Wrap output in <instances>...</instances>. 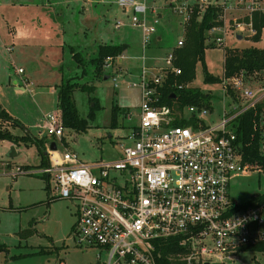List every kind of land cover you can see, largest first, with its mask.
<instances>
[{
	"label": "built area",
	"instance_id": "obj_1",
	"mask_svg": "<svg viewBox=\"0 0 264 264\" xmlns=\"http://www.w3.org/2000/svg\"><path fill=\"white\" fill-rule=\"evenodd\" d=\"M117 3L131 13L130 23L141 27L143 45H148L155 27L145 20L146 3ZM169 6L183 29L193 17L214 9L206 41L224 48L229 36L252 37L257 31L254 13L264 14V0H169ZM123 23L116 20V26ZM182 42L183 37L177 45ZM121 56L107 55L103 67L112 66ZM174 57L171 51L168 65L149 66L155 69L152 74H147V65L142 67L139 121L118 141L121 152L116 158L80 160L77 152L63 146L60 110L43 115L45 134L43 130L38 134L49 137L47 164L35 171L53 179L58 191L54 197L76 201L73 237L79 245L95 247L97 259L104 253L99 264H157L154 242L160 238H178L181 250L171 257L184 264L222 263L243 245L264 240V197L237 207L240 203L232 201L228 191L236 171L251 169L237 140L236 117L258 103L263 104L258 148L264 155V81L255 78L258 74L264 78V73L241 69L226 76L223 71V89L232 102L225 104L220 119L204 123L206 107L187 104L177 109L161 101L167 68L181 72L172 63ZM252 78L258 81L255 85L250 83ZM176 118L186 123L174 124ZM51 141L55 148L50 147Z\"/></svg>",
	"mask_w": 264,
	"mask_h": 264
},
{
	"label": "rangeland",
	"instance_id": "obj_2",
	"mask_svg": "<svg viewBox=\"0 0 264 264\" xmlns=\"http://www.w3.org/2000/svg\"><path fill=\"white\" fill-rule=\"evenodd\" d=\"M136 1L146 3L145 20L155 27L145 47L141 27L130 23L131 13L117 0H0V105L19 121L6 124L11 133L41 137L38 132L43 130V115L59 110L58 84L71 79L91 87L72 92L77 111L87 118L88 127L83 131L64 127L63 146L84 161L120 155L118 141L139 121L142 67L147 65V74H152L155 69L149 66L168 65L167 54L184 36L179 18L165 0ZM118 19L124 22L120 26H116ZM108 43L125 44L123 56L98 74L90 59L97 54L99 44ZM251 44L262 46L264 41L246 36L226 40L230 46ZM77 51L82 64L73 56ZM223 56V46L207 45V69L222 76ZM24 77L28 80L23 81ZM257 82L250 80L252 85ZM20 83L23 89L16 88ZM190 84L209 94L204 123L220 119L225 104L232 102L222 82H205L198 63ZM12 145L15 155L10 156ZM40 160L33 142L15 144L8 137L0 138V243L4 244L0 245V264H58L60 260L63 264L101 263L104 253L97 259L95 247L75 241L76 201L54 197L58 191L53 179L35 171ZM228 191L230 199L239 203L263 192L264 170L236 171ZM221 264H264V251L238 250Z\"/></svg>",
	"mask_w": 264,
	"mask_h": 264
},
{
	"label": "trees",
	"instance_id": "obj_3",
	"mask_svg": "<svg viewBox=\"0 0 264 264\" xmlns=\"http://www.w3.org/2000/svg\"><path fill=\"white\" fill-rule=\"evenodd\" d=\"M214 14V9L210 8L201 18L193 17L186 25L182 44L173 49L175 57L172 63L173 65L180 67L181 72L176 74L170 68H167L165 71V78L160 87L162 102L170 104L177 109H180L187 104L210 107L208 99L209 94L202 92L199 87L191 85L190 82L196 75V67L198 63L201 65L203 80L205 82L221 81L222 76L210 72L204 61L205 48L207 45L213 44L209 42L206 44V38L207 30L214 22L212 19ZM263 24L264 14L254 13L253 25L257 31L252 36V39H260ZM122 51V44H99L97 54L90 59L94 65L95 71L98 74L100 73L104 59L107 55L115 56ZM73 56L77 64H82V55H80L78 51L73 52ZM241 69L246 70L247 72L256 71L261 72L262 74L264 73V45L260 46L251 44L242 47L227 45L224 48V74L229 76ZM255 78H258L261 82L264 81L261 74L256 75ZM76 88L88 89L91 87L87 86L85 83L72 81L71 79H67L58 84L57 106L59 107L64 127L83 131L87 129L88 121L86 117L81 116L77 111L72 96V92ZM230 92L235 96L233 90H230ZM95 105L96 102L94 101L91 105L90 114L93 113L92 107ZM262 105L263 104L258 103L253 107L245 109L236 117L235 123L237 140L242 148L246 166L251 169L260 168L261 170H264V155L260 153L258 148V119ZM0 120H7L9 121V124L12 125L18 124L19 122L15 117H12L4 108H2L1 105ZM1 121L0 138L8 137L14 143H19V141L25 143L33 142L41 155L39 167L47 164L45 142L48 138L46 136L37 137L28 132L24 134H13L7 127H4L1 124ZM173 123L182 124L186 123V120L176 118ZM62 140L64 141V136H62ZM263 197L264 191L253 193L246 201L238 204L237 207H245L254 204ZM177 240V237L166 239L160 238L155 240V252L159 253V256L156 257L157 264H184L183 261L178 260L176 257H171V255H174L181 250V246H179ZM246 249L264 251V240L251 245H243L239 250Z\"/></svg>",
	"mask_w": 264,
	"mask_h": 264
},
{
	"label": "crops",
	"instance_id": "obj_4",
	"mask_svg": "<svg viewBox=\"0 0 264 264\" xmlns=\"http://www.w3.org/2000/svg\"><path fill=\"white\" fill-rule=\"evenodd\" d=\"M164 3L166 4H168L169 5V0H165L164 1ZM161 13H158V16H160L161 17ZM262 30V32H261V36H260V39H259V41H261V40H263L264 41V28H262L261 29ZM161 36L160 35H157V38L159 39ZM235 38V37H234ZM243 38V35H241L240 33H238V34H236V38L235 39H242ZM126 46V45H125ZM123 49V48H122ZM123 53V52H122ZM26 80H28V78H26V77H24V79H23V81H26ZM15 82V81H14ZM16 88H21V89H23V83H20V84H17L16 85ZM10 114V113H9ZM11 115V114H10ZM12 116V115H11ZM13 117V116H12ZM9 123V121H7V120H3V121H1V124L4 126V127H7L8 128V126H6V124H8ZM15 134V133H14ZM24 134V133H23ZM43 136H46L47 138H49L47 135H43ZM16 144V143H15ZM13 146V145H12ZM47 157V156H46ZM45 166V165H44ZM42 167V166H41ZM38 168H40V167H38ZM37 169V168H36ZM26 170V169H25ZM27 172V171H26ZM38 172V171H37ZM39 173H41V175H44L45 176V174L44 173H42V172H39ZM0 245H3L4 246V244L3 243H0ZM1 247V246H0ZM61 261V260H60ZM63 262V261H62Z\"/></svg>",
	"mask_w": 264,
	"mask_h": 264
},
{
	"label": "water",
	"instance_id": "obj_5",
	"mask_svg": "<svg viewBox=\"0 0 264 264\" xmlns=\"http://www.w3.org/2000/svg\"><path fill=\"white\" fill-rule=\"evenodd\" d=\"M122 48L124 49L125 48V44H122ZM104 77H107V75H104ZM50 147L51 148H55L56 147V144L54 141H51L50 142ZM9 155L12 156V155H15V150L13 149V146L11 147V150L9 152ZM206 264H221L220 261H212L211 263H209V261H206Z\"/></svg>",
	"mask_w": 264,
	"mask_h": 264
}]
</instances>
